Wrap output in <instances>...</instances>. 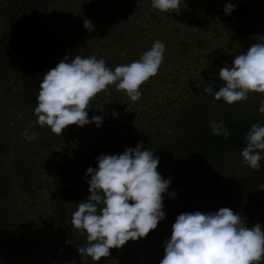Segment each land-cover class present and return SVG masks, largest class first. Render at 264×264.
<instances>
[{"label":"trees","instance_id":"16d2710c","mask_svg":"<svg viewBox=\"0 0 264 264\" xmlns=\"http://www.w3.org/2000/svg\"><path fill=\"white\" fill-rule=\"evenodd\" d=\"M68 3L78 7L70 10ZM226 3L237 6L231 14L224 12ZM180 7L179 12L167 14L153 9L150 0L3 1L0 8L9 11L11 28L0 43V81L8 84L12 105L30 110L36 133V139L24 146L20 177L26 191L38 200V212L29 218L20 217L17 206L12 212V204L1 196L12 191L13 177L0 176V228L7 229L22 250V263L81 264L77 248L87 243L86 233L75 229L71 220L78 203L90 195L86 170L97 166L99 155L120 154L138 142L154 150L163 165L179 159L189 185L186 192L193 191L192 196L205 202L219 198L212 208L195 207L196 201L189 212L228 207L247 227L264 226V190L258 188L264 186V159L258 170L251 169L235 184L225 183L221 175L210 176L221 159L240 155L252 124H264V114L258 111L264 93L251 92L246 100L229 105L204 92L209 85L218 91L224 83L218 76L220 68L231 65L251 43L261 42L264 0H181ZM85 19L93 24L91 31L83 26ZM155 40L166 45L164 59L158 73L141 86L138 101H130L123 90L111 85L86 109L89 118L103 116L100 127L73 124L57 135L36 123L33 110L43 75L66 56L69 60L77 55L103 57L114 69L139 59ZM4 58L12 69L10 75L1 69ZM9 108L0 99V131L10 129ZM211 121L223 122L228 137L213 135ZM0 134L5 138L0 139L1 164L8 136ZM164 197L166 215L157 228L145 238L111 249L110 256L121 254L118 261L125 262L126 254L146 250L163 257L164 241L171 236L167 231L182 210L171 197ZM110 261L102 257L97 264ZM89 264L96 262L89 258Z\"/></svg>","mask_w":264,"mask_h":264},{"label":"clouds","instance_id":"9594fccd","mask_svg":"<svg viewBox=\"0 0 264 264\" xmlns=\"http://www.w3.org/2000/svg\"><path fill=\"white\" fill-rule=\"evenodd\" d=\"M180 2L150 0L153 9L167 14L179 12ZM236 7L226 3L225 14H231ZM83 26L93 29L87 19ZM165 50V43L155 40L139 59L114 69L103 57L77 55L69 60L66 56L43 75L33 110L36 123L57 135L73 124L82 127L94 123L100 127L103 116L89 118L86 111L90 100L114 85L130 101H138L141 86L158 73ZM218 76L224 82L218 91L211 85L204 89L214 100L222 99L231 105L246 100L251 92L264 93V37L237 54L231 65L220 68ZM258 111L264 114V99ZM112 115L117 113L113 111ZM210 128L213 135H229L223 122L211 121ZM22 135L28 141L36 139L35 132L25 130ZM245 141L241 164L258 170L264 159V124H252ZM96 163L85 173L90 177L86 180L90 195L72 213V226L86 233L87 243L77 248L81 264H89V258L97 264L102 257L110 256L111 249H120L128 241L145 238L155 230L158 222L165 219L164 194L171 184V179L157 170L159 157L154 150L144 148L142 142L120 154H101ZM258 188L264 190V186ZM262 227L260 223L247 227L239 213L228 207L211 213L182 212L172 224L171 236L164 241L160 264H264Z\"/></svg>","mask_w":264,"mask_h":264},{"label":"rangeland","instance_id":"374dc122","mask_svg":"<svg viewBox=\"0 0 264 264\" xmlns=\"http://www.w3.org/2000/svg\"><path fill=\"white\" fill-rule=\"evenodd\" d=\"M3 1L4 0H0V7H2ZM67 5L70 10L78 7L75 3H68ZM8 12L9 11L0 8V43L5 40V37L11 28L8 22ZM1 69H6L9 75L12 71L5 58L1 63ZM0 99L2 103L7 104V106L10 107V118H7L6 120L8 124H10V129L8 131L6 129V131H0L2 134H7L8 136L6 139L8 150L2 151V157L3 155H8V157L4 156V160L0 164V176L10 173L13 177L10 184L12 191L1 196V198L6 204H12V212L16 213L14 206H17L19 209H23L21 212L19 209H16L19 216L29 218L38 212V200L33 198L31 193L26 191L24 184H22V179L20 177L22 163L20 162V159L25 156V154H23V149L28 143V140L24 138L22 133L25 130H27L29 134L34 132L30 121L31 114L29 109H21L17 107L16 104H11V90L8 87V84L3 83L2 80L0 81ZM0 139L5 138L0 134ZM241 160L242 157L240 155H230L221 159L211 169L213 175L210 176L214 177V175H221L223 176L225 183L230 185L237 183L241 176L248 174L251 170L250 167L242 165ZM179 162L178 158H173L164 165L163 161H159L157 170L164 178L171 179L170 187L168 192L165 194L171 197V200L176 202L177 205L181 207V213L192 210L196 201L198 202L195 207L212 208L217 205L219 198L207 200L205 202L203 199L192 196L193 191H185L188 182L185 177L182 176V166ZM169 193H174L175 195H169ZM6 230L7 229L0 228V264H26L25 262L22 263V250H20V248L16 245L15 240L10 237L11 235ZM167 232L171 233V230ZM120 255L121 254L115 256V253H113L109 256L112 258V261H110L109 264H160V261L163 258L158 253H150L146 250L126 254L123 257L125 262L118 261Z\"/></svg>","mask_w":264,"mask_h":264}]
</instances>
